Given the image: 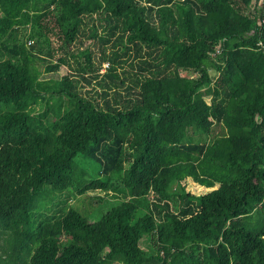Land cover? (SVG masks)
Listing matches in <instances>:
<instances>
[{"label": "trees", "instance_id": "16d2710c", "mask_svg": "<svg viewBox=\"0 0 264 264\" xmlns=\"http://www.w3.org/2000/svg\"><path fill=\"white\" fill-rule=\"evenodd\" d=\"M260 2L0 0V264H264Z\"/></svg>", "mask_w": 264, "mask_h": 264}, {"label": "rangeland", "instance_id": "374dc122", "mask_svg": "<svg viewBox=\"0 0 264 264\" xmlns=\"http://www.w3.org/2000/svg\"><path fill=\"white\" fill-rule=\"evenodd\" d=\"M99 44L95 41L92 43L91 45V49L95 52V53H99ZM73 66H75V62L72 61ZM126 69H128L126 67ZM104 70V69H103ZM72 71V70H71ZM68 70L65 67H61L60 68V73L61 74H65L67 73ZM181 73L185 74V71H181ZM194 75V74H192ZM96 86H94V81L91 84H87L84 83V88H82V92L86 91H90L92 92L91 88H94ZM86 90V91H85ZM87 95V94H86ZM92 95V94H91ZM213 133L216 134V136H220L222 134H224L225 128L222 125H214L213 128ZM188 188L190 190H194L196 192L202 191V188H200L199 186L195 185L194 183L189 182L188 184ZM93 195H101L103 196V200L102 202L97 201L96 198H91L90 196ZM61 199V198H60ZM60 199H56L54 200V202H62L63 200ZM120 200V198H116L113 196V192L109 191V192H104V191H100V190H94V191H88L86 194L80 195L78 197H68V202L69 205L76 207L77 209H79L83 214L88 216V219L90 221L96 220L98 217H100L104 212H106L112 205L118 203ZM57 205L52 206V209H56ZM54 210H51L49 213L53 212ZM36 218H38V215L36 214L35 216ZM141 245L144 248H147L148 246L145 244V241H141Z\"/></svg>", "mask_w": 264, "mask_h": 264}, {"label": "built area", "instance_id": "2783aa9c", "mask_svg": "<svg viewBox=\"0 0 264 264\" xmlns=\"http://www.w3.org/2000/svg\"><path fill=\"white\" fill-rule=\"evenodd\" d=\"M259 8H260L259 22L264 27V0H261ZM103 66L107 67V63H105Z\"/></svg>", "mask_w": 264, "mask_h": 264}]
</instances>
